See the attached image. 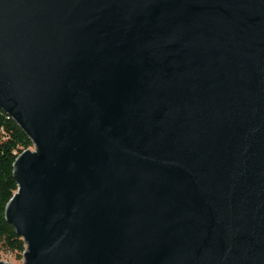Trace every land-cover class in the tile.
<instances>
[{
    "label": "water",
    "instance_id": "95a60500",
    "mask_svg": "<svg viewBox=\"0 0 264 264\" xmlns=\"http://www.w3.org/2000/svg\"><path fill=\"white\" fill-rule=\"evenodd\" d=\"M0 108L24 264H264V0H0Z\"/></svg>",
    "mask_w": 264,
    "mask_h": 264
},
{
    "label": "trees",
    "instance_id": "16d2710c",
    "mask_svg": "<svg viewBox=\"0 0 264 264\" xmlns=\"http://www.w3.org/2000/svg\"><path fill=\"white\" fill-rule=\"evenodd\" d=\"M33 147L32 141L17 123L0 108V249L22 258L25 242L7 222L5 205L17 188L13 163L19 153Z\"/></svg>",
    "mask_w": 264,
    "mask_h": 264
},
{
    "label": "rangeland",
    "instance_id": "374dc122",
    "mask_svg": "<svg viewBox=\"0 0 264 264\" xmlns=\"http://www.w3.org/2000/svg\"><path fill=\"white\" fill-rule=\"evenodd\" d=\"M31 149H34L31 147ZM0 261L7 262L9 264H24L23 258H17L15 254L0 249Z\"/></svg>",
    "mask_w": 264,
    "mask_h": 264
}]
</instances>
